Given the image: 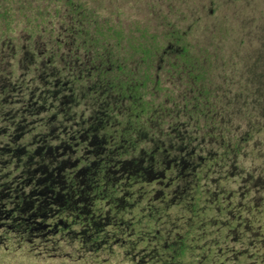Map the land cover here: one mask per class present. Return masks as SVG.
<instances>
[{
	"label": "rangeland",
	"instance_id": "obj_1",
	"mask_svg": "<svg viewBox=\"0 0 264 264\" xmlns=\"http://www.w3.org/2000/svg\"><path fill=\"white\" fill-rule=\"evenodd\" d=\"M87 1L126 31L136 24L156 32H186L206 68L203 85L209 95L203 98L198 96L201 84L193 82L174 51L156 61L160 83L152 92L160 102L134 127L137 145L117 156L113 165L120 187L117 199L125 194L127 205L136 204L124 217H138L149 203L159 208L153 227L172 228L190 216L188 199L198 197L201 210L196 220L204 226L193 231L195 241L209 231L234 253L245 250L248 257L241 256L237 264H262L264 0ZM8 6L13 17L8 28L0 25V146L12 136L14 146L31 149L39 143H30L35 135H45L51 148L70 144L63 158L75 168L85 166L102 138L110 137L107 148L118 140V131L127 123L128 104L120 91L97 87L96 80L86 76L90 55L71 45L75 29H68L72 18L65 9L56 12L59 6L50 0H0L1 9ZM34 10L44 13L40 29L54 28L51 34L62 39L57 59H48L47 46L53 45L48 34L40 29L29 33L23 14L31 16ZM194 95L199 99H192ZM64 251L73 253L71 246ZM131 252L114 244L103 251L98 264H135L139 256L133 259ZM3 253L0 264L28 262L26 256ZM229 256L217 258L228 262ZM63 260L48 257L35 263Z\"/></svg>",
	"mask_w": 264,
	"mask_h": 264
},
{
	"label": "trees",
	"instance_id": "obj_2",
	"mask_svg": "<svg viewBox=\"0 0 264 264\" xmlns=\"http://www.w3.org/2000/svg\"><path fill=\"white\" fill-rule=\"evenodd\" d=\"M50 1L59 6L56 12L65 9L72 18L68 29H75V38L71 45L90 55L86 76L95 79L97 87L122 93L128 104L127 123L118 131L120 137L113 141V147H106L110 137L102 138L94 150V159L79 168L63 158L70 144L62 149L51 148L44 141L45 135H35L30 143H39L28 149L14 146V138L8 136V142L0 146V157H4L0 158V250L17 258L26 256V264H36L35 260L40 259L46 262L48 257L64 259L62 264H69L72 257H75L72 264H98L103 251L114 244L132 251L133 259L139 256L135 264H237L241 256L247 258L245 250L234 253L219 240L212 239L209 231L201 232L200 242L195 241L193 231L204 226V221L196 220L201 210L198 197L188 199V218L163 230L153 227L158 221L159 208L147 203L140 208L138 217L131 215L126 219L124 216L136 204L127 205L125 194L117 199L120 187L113 165L117 156L123 157L129 148L137 145L132 135L134 127L140 126L160 102L152 92L160 83L155 73L156 61L165 60L168 52L174 51L193 82L201 84L198 96L209 95L203 85L204 58L192 50L187 33L178 29L156 32L136 24L126 31L100 15L87 0ZM11 10L9 6L0 8V25L3 23L8 28L13 17ZM34 12L31 16L23 14L31 34L43 29L45 20L42 11ZM42 29L39 31L48 34L49 42H53L47 46L48 59L59 58L61 37L51 34L54 28ZM172 44L178 48L174 50ZM68 83L64 81L63 85ZM198 96L192 99L198 100ZM143 217L145 223L141 225ZM175 227L182 231L174 232ZM69 246L73 253L64 251ZM229 254L225 259L228 262L219 261L218 258Z\"/></svg>",
	"mask_w": 264,
	"mask_h": 264
}]
</instances>
